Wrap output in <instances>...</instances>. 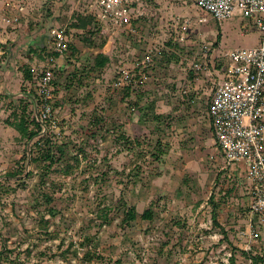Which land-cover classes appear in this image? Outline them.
<instances>
[{
  "label": "rangeland",
  "instance_id": "obj_1",
  "mask_svg": "<svg viewBox=\"0 0 264 264\" xmlns=\"http://www.w3.org/2000/svg\"><path fill=\"white\" fill-rule=\"evenodd\" d=\"M7 2L23 5L18 23L3 20ZM148 15L139 35L102 34L77 0H0V264H264V228L241 238L251 182L223 168L209 114L218 55L261 34L194 0H150ZM54 27L70 47L50 62ZM148 47L154 62L132 95L118 71ZM46 67L42 124L34 76Z\"/></svg>",
  "mask_w": 264,
  "mask_h": 264
},
{
  "label": "built area",
  "instance_id": "obj_2",
  "mask_svg": "<svg viewBox=\"0 0 264 264\" xmlns=\"http://www.w3.org/2000/svg\"><path fill=\"white\" fill-rule=\"evenodd\" d=\"M87 20L99 32L139 35L148 23L150 0H77ZM197 7L216 20L232 17L252 18L261 34L259 45L237 47L219 54L214 67L217 78L213 80L209 114L213 136L224 160V167L245 172L250 184L249 227L241 231L248 243L264 228V0H194ZM20 3L7 2L3 20L8 24L19 22L15 9L23 11ZM206 20V18L204 19ZM50 55L55 61L70 47L66 27L48 30ZM155 49L148 47L134 64L124 65L118 71V80L131 93L148 80L153 65ZM54 68L46 67L34 76L36 93L35 113L42 122L50 116L51 87ZM41 103V116L38 112ZM43 124V123H42Z\"/></svg>",
  "mask_w": 264,
  "mask_h": 264
},
{
  "label": "trees",
  "instance_id": "obj_3",
  "mask_svg": "<svg viewBox=\"0 0 264 264\" xmlns=\"http://www.w3.org/2000/svg\"><path fill=\"white\" fill-rule=\"evenodd\" d=\"M220 38V36H219ZM50 55V54H48ZM109 62V58L108 57H105V56H98L96 58V63L95 65L98 66V67H104L107 63ZM25 76L26 78H31V73L28 71L25 73ZM33 121L37 124V125H40L39 122L35 121V119H33ZM24 122L20 123V126L18 128H20V130H23V124ZM37 133L36 132H30L29 133V137H33L35 136ZM144 218H151V212L149 210L145 211L144 214L142 215ZM214 219H216V214L213 215ZM136 218V211L134 208H130L128 209L127 213H126V216H125V220L127 222H130L132 220H134ZM243 253L245 254H249L247 253L246 251H243ZM249 258L252 260V264H257L259 259H262L263 257H259V256H256V255H250L249 254Z\"/></svg>",
  "mask_w": 264,
  "mask_h": 264
},
{
  "label": "crops",
  "instance_id": "obj_4",
  "mask_svg": "<svg viewBox=\"0 0 264 264\" xmlns=\"http://www.w3.org/2000/svg\"><path fill=\"white\" fill-rule=\"evenodd\" d=\"M133 92H134V91H133ZM133 92H132V95H134Z\"/></svg>",
  "mask_w": 264,
  "mask_h": 264
}]
</instances>
